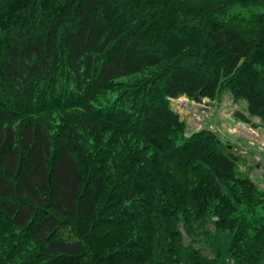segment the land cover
Returning <instances> with one entry per match:
<instances>
[{
  "label": "trees",
  "instance_id": "obj_1",
  "mask_svg": "<svg viewBox=\"0 0 264 264\" xmlns=\"http://www.w3.org/2000/svg\"><path fill=\"white\" fill-rule=\"evenodd\" d=\"M236 5L264 0H0V264H215L179 229L211 212L264 258L263 195L171 106L264 120V14Z\"/></svg>",
  "mask_w": 264,
  "mask_h": 264
},
{
  "label": "rangeland",
  "instance_id": "obj_2",
  "mask_svg": "<svg viewBox=\"0 0 264 264\" xmlns=\"http://www.w3.org/2000/svg\"><path fill=\"white\" fill-rule=\"evenodd\" d=\"M256 13L264 14V6L246 8L236 5L231 11L232 15L244 17ZM171 106L186 122V138L208 130L229 147L236 158L239 176L254 182L264 200V120L250 116L247 103L235 101L228 94L221 100L206 98L201 103L181 97L173 99ZM258 215L264 218V207L259 209ZM216 223L213 212L189 223L182 221L179 229L184 253L201 254L215 264H244L230 253L232 233L217 229ZM250 233L253 235L252 231ZM256 264H264V258L258 259Z\"/></svg>",
  "mask_w": 264,
  "mask_h": 264
},
{
  "label": "bare ground",
  "instance_id": "obj_3",
  "mask_svg": "<svg viewBox=\"0 0 264 264\" xmlns=\"http://www.w3.org/2000/svg\"><path fill=\"white\" fill-rule=\"evenodd\" d=\"M67 104H68V102H67ZM71 105V104H70ZM82 106V105H81ZM128 130H129V128H128ZM132 130V129H131ZM262 199V198H261ZM264 203V202H263ZM258 212V211H257ZM250 238V237H249ZM40 239V238H39ZM47 239V238H46ZM43 241V240H42ZM46 242V241H45ZM247 243V242H246ZM43 245V244H42ZM44 247H45V245H44ZM231 248V247H230ZM168 251V250H167Z\"/></svg>",
  "mask_w": 264,
  "mask_h": 264
},
{
  "label": "water",
  "instance_id": "obj_4",
  "mask_svg": "<svg viewBox=\"0 0 264 264\" xmlns=\"http://www.w3.org/2000/svg\"><path fill=\"white\" fill-rule=\"evenodd\" d=\"M211 105H213V103Z\"/></svg>",
  "mask_w": 264,
  "mask_h": 264
}]
</instances>
